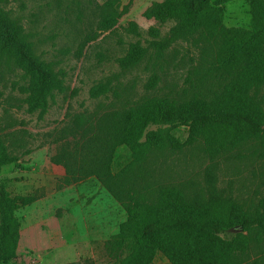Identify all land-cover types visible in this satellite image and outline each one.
Instances as JSON below:
<instances>
[{
    "label": "trees",
    "instance_id": "16d2710c",
    "mask_svg": "<svg viewBox=\"0 0 264 264\" xmlns=\"http://www.w3.org/2000/svg\"><path fill=\"white\" fill-rule=\"evenodd\" d=\"M121 1L105 0L98 6L97 32L116 29L126 11H119ZM243 1L250 8L249 29L227 27L225 7L211 0L156 3L153 19L169 25L163 35L155 27L143 41L134 22L124 28L136 40L117 58L120 70L143 65L150 76L147 88L152 89L162 74L184 69L185 82L199 95L197 105L176 111L172 104L146 99L96 118L86 113L67 116L70 125L63 130L71 137L65 140L71 147L52 163L63 167L66 184L95 178L126 215L115 235L94 243L95 253L102 254L100 264H154L157 255L169 264H264V252L255 259L249 256L251 233L264 236V196L248 213L215 191L212 175L206 179L208 195L189 197L177 187L153 185L146 170L149 154L176 153L186 145L199 144L213 160L248 143L264 149V0ZM5 5L0 0V47L3 56L27 73L20 90L29 111L40 109L42 117L60 85ZM109 91L108 82L92 88L90 97L98 99ZM17 161L0 137V167ZM32 202L11 196L0 185V264L16 259L21 232L16 212Z\"/></svg>",
    "mask_w": 264,
    "mask_h": 264
},
{
    "label": "rangeland",
    "instance_id": "374dc122",
    "mask_svg": "<svg viewBox=\"0 0 264 264\" xmlns=\"http://www.w3.org/2000/svg\"><path fill=\"white\" fill-rule=\"evenodd\" d=\"M104 1L6 0V10L25 28L29 42L60 85L42 117L40 109L31 113L20 90L28 75L3 56L0 47V137L10 155L18 158L17 163L0 167V185L13 197L33 199L16 212L21 242L13 264H100L102 254H93L92 241L109 240L126 219L123 209L95 178L66 184L63 167L52 163L57 154L71 147L65 143L71 137L63 130L70 125L68 115L86 113L96 118L146 99L162 106L172 104L175 110L200 102L197 91L185 82L184 69L162 74L160 82L148 89L150 76L143 65L122 72L116 62L136 40L124 32L128 23L137 25L143 41L152 28H159L162 35L168 31L169 25L156 22L151 14L162 0H122L119 11H126L116 29L101 33L96 28L97 12ZM211 2L225 7L227 27L250 28V8L245 1ZM96 35L91 41L89 37ZM108 82L110 91L105 96L90 97L92 88ZM174 132L182 138V132ZM254 146L244 144L214 160L199 144L186 145L176 153L153 152L146 160L147 178L155 186H174L192 197L208 195L206 179L212 175L216 192L234 200L245 212H254L264 196V149ZM250 238L249 256L255 259L264 252V236L252 232ZM154 264L169 262L157 255Z\"/></svg>",
    "mask_w": 264,
    "mask_h": 264
},
{
    "label": "crops",
    "instance_id": "0c3cea01",
    "mask_svg": "<svg viewBox=\"0 0 264 264\" xmlns=\"http://www.w3.org/2000/svg\"><path fill=\"white\" fill-rule=\"evenodd\" d=\"M20 242H21V234H20V239H19V246H20ZM102 242H104V241H102ZM94 243H100V241H98L97 239H95V241H92V250H93V254H94V252H96V250H95V247L93 248V246H95L94 245ZM20 249V248H19ZM19 249L17 250V255H18V251H19ZM95 254H97V253H95ZM98 256V255H97Z\"/></svg>",
    "mask_w": 264,
    "mask_h": 264
},
{
    "label": "built area",
    "instance_id": "2783aa9c",
    "mask_svg": "<svg viewBox=\"0 0 264 264\" xmlns=\"http://www.w3.org/2000/svg\"><path fill=\"white\" fill-rule=\"evenodd\" d=\"M176 111H180V110H176ZM176 115H177V114L175 113V114H174V117H176Z\"/></svg>",
    "mask_w": 264,
    "mask_h": 264
}]
</instances>
